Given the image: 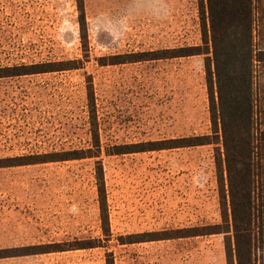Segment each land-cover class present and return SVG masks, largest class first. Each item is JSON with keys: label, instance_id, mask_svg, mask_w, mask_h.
I'll list each match as a JSON object with an SVG mask.
<instances>
[{"label": "rangeland", "instance_id": "obj_1", "mask_svg": "<svg viewBox=\"0 0 264 264\" xmlns=\"http://www.w3.org/2000/svg\"><path fill=\"white\" fill-rule=\"evenodd\" d=\"M83 2L86 40L76 0H0V76L69 63L62 71L0 78V163L71 152L87 157L0 168V251L14 255L0 264H106L109 255L113 264H226L231 232L194 236L224 227L216 168L224 153L212 137L207 55L152 60L166 50L202 47L200 0ZM256 3L254 39L264 48V0ZM138 53L156 56L109 65L111 57L133 61ZM256 77V119L264 121L263 68ZM206 136L211 145L115 153L118 146ZM97 163L109 242L101 231ZM149 233L165 240L127 244ZM87 243L98 247L74 250ZM37 246L51 252L23 255ZM256 260L264 264V256Z\"/></svg>", "mask_w": 264, "mask_h": 264}, {"label": "trees", "instance_id": "obj_2", "mask_svg": "<svg viewBox=\"0 0 264 264\" xmlns=\"http://www.w3.org/2000/svg\"><path fill=\"white\" fill-rule=\"evenodd\" d=\"M76 6L79 12L81 37L86 40L83 0H76ZM200 8L202 10L200 17L202 47L166 50L162 52L161 56L153 57L152 60L207 55L205 73L212 137L218 141L221 139L220 145L224 153V160L219 158L216 163L218 183L223 192L221 201L224 208L222 212L224 227L217 225L212 229V232L194 236L229 234L231 232L232 234L225 238L226 264H257L256 255L259 254L262 258L264 256V121L259 119V123L256 119L260 115L256 69L257 67L264 69V48H260L254 39L259 10L256 0H200ZM146 55L156 56L154 53H138L133 55L135 58L133 61H121L118 60L120 57L116 56L111 57L112 60L109 65L141 62ZM63 65H69V63L32 65L23 67L22 70L25 73L1 75L0 78L62 71L64 69H60V66ZM30 70L37 72L30 73ZM94 130L91 137L95 146L98 147V135L95 128ZM220 132L221 136L218 138ZM208 140H210L209 136L124 145L116 147L115 153L129 154L211 145L212 142H208ZM88 152L90 154V151ZM217 153H221L220 150ZM253 153H256L258 157L257 164L253 161ZM84 158H87L85 153L79 152L56 154L54 159L49 160L28 158L27 161H23L25 158H19L9 161V165L0 163V168ZM257 166L260 168L258 173L254 175ZM95 179L101 231L104 240L109 242L111 234L104 189V174L100 163H97ZM254 185H257L256 190L260 191L262 198L259 219L254 217ZM225 186L228 188L229 204L226 201ZM228 210L230 211L229 214ZM129 239L127 244L165 240L164 238L158 239V235L150 233L139 237L132 236ZM96 247L98 245L93 243L76 244L74 250ZM49 248L51 247L24 248L23 250L26 252L23 255L46 254L51 252L47 251ZM30 249L37 252H32ZM10 257H14V255H10V250L0 251V259ZM106 264H113L111 255H109Z\"/></svg>", "mask_w": 264, "mask_h": 264}]
</instances>
